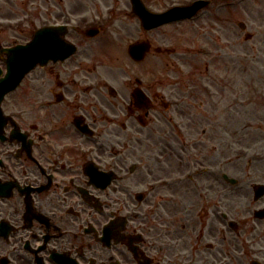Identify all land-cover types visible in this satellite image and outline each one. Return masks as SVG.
<instances>
[{
	"label": "flooded vegetation",
	"instance_id": "obj_1",
	"mask_svg": "<svg viewBox=\"0 0 264 264\" xmlns=\"http://www.w3.org/2000/svg\"><path fill=\"white\" fill-rule=\"evenodd\" d=\"M109 1L0 0V55L2 47L27 42L45 25H65L64 33L55 31L53 40L60 42L54 46L75 49L42 63L40 76L29 78L36 67L2 101L0 264L264 263V250L256 249L264 194L255 189L264 183V153L255 159L258 152L250 149L256 137L246 129L254 127L253 118L238 125L245 89L217 63L229 53L220 42L211 44V36L232 29L228 15L233 28L246 29L241 3L259 0H209L187 20L210 21L211 38L191 42L184 52L166 48L185 59L173 64L187 68L186 75L166 76L160 67L146 69L150 52L139 62L108 60V53L121 50L120 37L106 31L118 15ZM123 2L133 11L131 0ZM100 10L104 14L94 13ZM251 11L264 14V3L245 9L249 20L261 21ZM253 98L250 91L248 102ZM168 111L178 129L177 116L187 118L185 139L170 152L186 154L188 163L183 157L167 162L152 144L158 131L146 129L164 122ZM258 134L264 145V132ZM240 148L250 157L244 181H253L247 190L229 191L228 205L224 186L241 177L224 169L240 160Z\"/></svg>",
	"mask_w": 264,
	"mask_h": 264
},
{
	"label": "rangeland",
	"instance_id": "obj_2",
	"mask_svg": "<svg viewBox=\"0 0 264 264\" xmlns=\"http://www.w3.org/2000/svg\"><path fill=\"white\" fill-rule=\"evenodd\" d=\"M188 0H147L146 3L154 10L162 11L166 9L167 7L176 4V3H183ZM259 3L262 5L264 1L259 0ZM114 5L115 7H118V10L116 14L114 13V16L117 14H124L125 13V21L122 26L124 28H121L119 26H114L112 24L106 29L108 31V34L111 32L114 33V35H118L121 40V50L120 52L111 51L108 53L107 58L111 63H116V61H122L125 57H128L126 46L124 44L130 43L132 41H135L137 39H149L152 42L153 50L150 52L149 56L146 59V62L149 65H146V69H149V72L152 71L151 68L154 67H160L161 72H163L162 76H166L167 72L173 73V75H179L183 74L186 75L187 68L184 66L177 65L175 62L176 59L180 58L183 62L185 59L181 57V55L176 54H169L167 52L163 53H156L157 47H162L163 50L166 48L169 49H176L179 52H184L185 47L189 46L191 42H195L197 40H201L203 37L205 38H211L212 45L215 46V48H218V42H220L226 51L224 53H229L228 56H225L230 59H218L217 63H222L223 65V73H227L228 77L233 79H239L240 88L242 90L245 89L246 93V104L240 106L241 112H240V118H239V126L243 125L245 121H247L249 118L253 123V128H247L246 130H250L252 134L256 137L255 144L250 148L251 150L257 151V156L253 157L255 159H261L259 157L260 153H264V145L260 143L258 140L259 132H264V14L257 12V11H251L250 16L255 17L257 19L263 18L261 21L253 23L251 20H249V16H245L248 14L245 9L250 10H257L259 9L260 4L254 5L252 2L245 4L241 3L240 7V17L243 18L246 23L247 27L246 29H239V27L236 25V28H233L232 26V18L231 15H228L230 18H228V28L231 27L232 29L228 32H226V35L231 38V45L233 46V50H229L227 45V36L224 34L221 35V38H216L213 36H209L210 32L209 30L212 29L208 25L210 21H207L203 24L202 19L190 23L189 20L186 21H179L167 25L159 26L155 29L147 30L145 29L142 24L140 18L133 13L131 10V5L129 3V6L126 5L123 0H110L109 3L106 5ZM120 4V5H118ZM263 7V6H261ZM95 14H104L102 10L96 12ZM129 19V21H127ZM198 23L199 25H205L208 26L207 29H205V32L201 34V31L204 30L203 26L200 28L199 26L193 27ZM113 31H112V30ZM116 32H114L115 30ZM236 30H240L241 34L237 33ZM207 30V31H206ZM249 31L252 34V37L250 39H246L243 35L245 31ZM198 34L199 37H196L193 35ZM113 46V44H112ZM239 58H236L238 57ZM234 57V58H231ZM120 58V59H119ZM216 59V60H217ZM216 69L218 68V65L215 66ZM40 67H38L34 72H32L31 75H29V78L32 77H39L40 76ZM250 91H253L254 98L251 100V103H249L248 96L250 95ZM172 113L171 111L167 112V119L163 122L160 121L159 124H151L150 127L146 128L147 130H155L158 131L155 137L152 139V144L155 142L157 146H160L162 149V152L165 154L164 157H167V162L170 161L171 158L179 159V157H183L184 163H188L189 156L182 153L179 156L177 152H170L171 148L170 146H177L180 147V137L185 139L186 136V128H188V121L185 116H177V119L181 122V128L184 127V131L182 133L175 134L176 130H180L175 127V125L168 120L169 114ZM200 119H196L195 123L200 126L198 123ZM252 123V124H253ZM237 125V126H238ZM170 130L171 133H167V130ZM160 131H164L163 135H159L158 133ZM264 136V134H263ZM148 147V143H147ZM148 150H150L148 148ZM178 155V156H177ZM240 160L236 163H232L231 165L225 166L224 171L231 173V175L238 174L239 177H241V181H239V186L237 185H231V184H225L224 186V195L222 198L223 201L230 205L229 202H232V193L229 191H236L235 194L238 193V191L241 190H247L248 185L247 183L250 181L252 182L253 179L251 178L249 181H244L246 177L250 175L248 170L246 169V165L248 164V158H250L248 155H245L243 153H240ZM169 160V161H168ZM238 175H236L238 177ZM242 200V199H240ZM233 204V203H232ZM236 211L238 210L237 207L234 208ZM233 213L237 214L235 211ZM228 234H231L233 231H227ZM256 236L259 240H257L256 243V249H262L264 250V229H259L256 231ZM231 254V252H230ZM263 255V253H261ZM232 258L230 256V262ZM226 261V260H225Z\"/></svg>",
	"mask_w": 264,
	"mask_h": 264
},
{
	"label": "water",
	"instance_id": "obj_3",
	"mask_svg": "<svg viewBox=\"0 0 264 264\" xmlns=\"http://www.w3.org/2000/svg\"><path fill=\"white\" fill-rule=\"evenodd\" d=\"M37 39V40H36ZM36 40V41H35ZM40 38L36 37L33 41V43L27 47V46H18V47H14L8 50L9 52V57H8V63H14V64H19L21 63L22 66L25 69H28L30 67H32V65L39 61L41 59V52L38 51V47L40 46V42H39ZM144 50H146V46L141 47ZM131 53L137 58L140 57L142 55V51L140 53V48L138 45H133L131 47ZM14 69L19 70L20 68L15 67ZM15 76L13 75V78ZM0 84H3L2 82H0ZM2 89H7L5 87V85H1ZM3 93V92H2ZM0 93V94H2ZM258 188L259 193H263L264 192V184H258L256 186Z\"/></svg>",
	"mask_w": 264,
	"mask_h": 264
},
{
	"label": "bare ground",
	"instance_id": "obj_4",
	"mask_svg": "<svg viewBox=\"0 0 264 264\" xmlns=\"http://www.w3.org/2000/svg\"><path fill=\"white\" fill-rule=\"evenodd\" d=\"M123 18L121 17V20L119 21V22H117V20H114V25H117V24H120V23H122L123 22Z\"/></svg>",
	"mask_w": 264,
	"mask_h": 264
}]
</instances>
